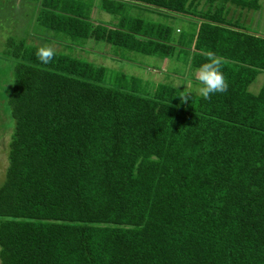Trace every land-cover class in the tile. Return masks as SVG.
Segmentation results:
<instances>
[{
  "label": "trees",
  "instance_id": "trees-1",
  "mask_svg": "<svg viewBox=\"0 0 264 264\" xmlns=\"http://www.w3.org/2000/svg\"><path fill=\"white\" fill-rule=\"evenodd\" d=\"M32 1L31 34L45 41L91 38L158 59L173 55L171 31L126 9L194 18L180 39L192 52L176 59L194 70L214 52L229 87L182 103L179 89L65 52L44 65L41 45L9 38L0 264H264V82L248 89L264 73V36L222 15L248 2L97 0L118 14L110 29L91 26V0Z\"/></svg>",
  "mask_w": 264,
  "mask_h": 264
},
{
  "label": "rangeland",
  "instance_id": "rangeland-1",
  "mask_svg": "<svg viewBox=\"0 0 264 264\" xmlns=\"http://www.w3.org/2000/svg\"><path fill=\"white\" fill-rule=\"evenodd\" d=\"M82 0L81 2H83ZM247 3L237 5L226 2L223 8V18L229 24H239L247 31L255 33L262 31L264 34V0H244ZM86 2V1H85ZM32 0H0V186L5 179L7 167L8 142L11 133V125L5 113V96L11 83V66L13 58L6 54V43L8 39L24 37L25 44L29 46H52L54 50L65 52L69 55L91 62L93 66L102 65L106 71H118L140 80L142 85L150 89L156 83L166 84L181 92L198 93V85L195 83L196 69L189 68L188 63L183 66L176 59L178 50L192 49L180 41L186 40L192 30H196L198 20L183 15H167L156 11L143 9L142 7H128L125 11L127 16L136 17L144 21L156 23L157 26H166L170 32V44L174 47L173 55L158 59L153 56H144L134 52L116 51L105 41H94L87 38L81 44H73L68 39L58 41L62 38H53L45 41L50 34L42 32L31 33L30 24L35 28H41L39 24L32 23ZM88 21L91 26L102 25L114 29L118 20V14L111 15L98 7L97 0L90 1ZM253 5V6H250ZM255 5V7H254ZM205 0H197L196 9L205 10ZM257 16V17H256ZM29 23V25H27ZM157 30V29H156ZM261 33V32H260ZM54 37V34L51 33ZM185 36V37H184ZM184 42V41H183ZM264 82V73L260 72L250 83L248 89L256 93Z\"/></svg>",
  "mask_w": 264,
  "mask_h": 264
},
{
  "label": "clouds",
  "instance_id": "clouds-1",
  "mask_svg": "<svg viewBox=\"0 0 264 264\" xmlns=\"http://www.w3.org/2000/svg\"><path fill=\"white\" fill-rule=\"evenodd\" d=\"M35 55L37 60L47 65L52 62L56 52L52 46L46 45L40 47ZM204 55L207 62L196 69L195 80L198 85L197 91L199 95L203 99L208 100L212 94L227 92L229 85L222 72L223 58L212 51H206ZM179 97L182 103H187L189 100V95L185 92H181Z\"/></svg>",
  "mask_w": 264,
  "mask_h": 264
},
{
  "label": "crops",
  "instance_id": "crops-1",
  "mask_svg": "<svg viewBox=\"0 0 264 264\" xmlns=\"http://www.w3.org/2000/svg\"><path fill=\"white\" fill-rule=\"evenodd\" d=\"M32 8H33V7H32ZM256 17H257V16H256ZM260 32H261V33H260ZM255 33H256V34H258V35L264 36V34H262V31H261V30H260V31H258V32H257V31H255ZM26 34H31V33H26ZM26 34H25V35H26Z\"/></svg>",
  "mask_w": 264,
  "mask_h": 264
}]
</instances>
